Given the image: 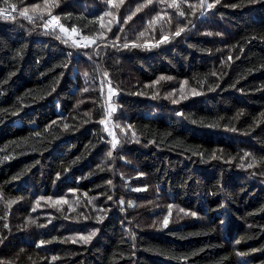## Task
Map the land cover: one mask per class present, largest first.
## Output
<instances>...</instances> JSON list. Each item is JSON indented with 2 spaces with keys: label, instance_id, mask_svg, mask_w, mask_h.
<instances>
[{
  "label": "trees",
  "instance_id": "trees-1",
  "mask_svg": "<svg viewBox=\"0 0 264 264\" xmlns=\"http://www.w3.org/2000/svg\"><path fill=\"white\" fill-rule=\"evenodd\" d=\"M177 2L0 0V264H264V0Z\"/></svg>",
  "mask_w": 264,
  "mask_h": 264
},
{
  "label": "snow or ice",
  "instance_id": "snow-or-ice-1",
  "mask_svg": "<svg viewBox=\"0 0 264 264\" xmlns=\"http://www.w3.org/2000/svg\"><path fill=\"white\" fill-rule=\"evenodd\" d=\"M152 2H153V0H146V3H144V4H138V5L136 6L135 10L132 11V12H131V13H130V14H129L124 20H123V23L126 24V23H127L129 20H131V19H132L137 13L141 12V11H142L145 7H147L148 5H151ZM184 2H185V4H187L188 8L192 9V13H191V14H192V15H195L197 9L201 10V14H203V11H204L205 9H206V10H209V11L212 10V9L215 7L216 4H219V3H220V0H212V2H208V0H199L198 4L188 3V0H184ZM124 3H125V0H119V5H123ZM107 4H108V7H109V8L118 7V5H117V3H116V0H107ZM47 5H48V0H45V7H47ZM168 6H169V7H172V8H175V9H179V8H180V5H179V3L177 2V0H171V3H170ZM38 8H40V5H38V4H37V5H34V10H35V9H38ZM3 14H4V13H3V10H0V15H3ZM165 14H166V13H165ZM176 14H177L180 18H185V17H186V13H185V11H183V10H179ZM19 15H20L21 17L27 19L29 22H32V21L34 20V17H33L32 15H29V14H28V9H27V8H25L23 11L19 12ZM49 15H50V13H49ZM103 15H104V16H111L112 13H111V12H104ZM40 18L42 19V17H40ZM158 18H161V17H160V13H157V16L154 17L153 20L149 21V25H148V26L151 27L152 24L155 23L156 19H158ZM101 19H103V17H101ZM50 22H57V17L52 16ZM46 23H48V22H46ZM117 23H118V24L120 23L119 19H117ZM189 23H190V21H189ZM102 27H103V25H102ZM186 28H187V25H185V26H183V27H178V28L172 33V36H173V37L180 36L184 31H186ZM60 30H61V32H65V33L68 32V29L63 28L62 26H61ZM71 31H72V33H76V29H75V28H72ZM108 31H111V28H109ZM119 31H123V26H122V25H121V27L119 28ZM161 31L163 32V28L161 29ZM206 35H212V33H206ZM217 35H219V33H217ZM142 36H144V32H140V33H139V37H142ZM139 37H138V38H139ZM58 38H59V37H58ZM85 39H87V38H85ZM119 40H120V37L117 35V36H116V41H119ZM167 42H169V36L166 35V34H162V35L160 36V39L156 42V44H155L154 46H159L161 43H167ZM73 43H74L75 45H79V41H74ZM90 43H95V41H94V40H93V41H90ZM84 46H87V45H84ZM113 46H116V47H118V48H119V47H123V48H125V49L129 48L130 46H131V47H141V45H140V44H137L136 42H131V43H129V42H125V43H123L122 45L114 44ZM69 55H71V53H69ZM228 59L231 60V56H229ZM213 75H215V73H213ZM170 79H172V78H171V77H164V76H162V77L159 78L158 81H156V83H159L160 81H163V80H170ZM185 83H187V82H185ZM84 91L87 92L88 89H85ZM113 94H115V89L112 88L111 83H110V81H109V100H111V96H112ZM196 94H199V93H196ZM172 95H174V93H170V94H169V96H172ZM153 98H155V96H153ZM183 98H186V97H181V99H183ZM172 102H173V103H179L180 101H179L178 99H174ZM115 111H116L115 108H112L111 106H109V113H108V115L111 116V114H112L113 112H115ZM86 115H87V114H86ZM177 115L183 116L184 113H182V112H177ZM262 115H264V114H262ZM100 123L104 124L105 121H104V120H101ZM67 127H68V126L65 125V128H67ZM117 127H119V126H117ZM129 128H131L130 125H129ZM231 131H236V129L233 128V129H231ZM125 135H127V133H125ZM132 135L134 136L135 133L133 132ZM136 142H139V141H136ZM118 144H119V140L116 139L115 136H114V137H113V141L111 142V148H112L113 150L116 149L117 146H118ZM112 154H113L112 151H109V152L107 153V155H108L109 158H111ZM194 154H195V153H194ZM249 156H251V154L246 152V153L244 154V156L241 157V159L248 158ZM212 158H217V157L215 156V154H213V157H212ZM241 166L243 167V165H241ZM254 166H256V165L253 164V163H249V164L247 165L248 168H252V167H254ZM57 178H59V174H57ZM108 183L111 184V181H108ZM133 190H134V191H137V192H140V191H145L146 188H136V189H133ZM44 199H45L44 197H40V200H44ZM108 199L111 200L112 197L109 196ZM47 200L51 201L52 198H51V197H48ZM60 202L67 203L66 200H63V201H57V203H60ZM119 203H120V205L122 206V210H123V205L125 204V202H124L123 200H120ZM36 204H37V206H39V200L36 201ZM128 206H129V207H132V206H134V205H132V203L129 202ZM172 207H173V205H168V210H169V211H168V214L165 215L164 218H163V220L161 221V226H162L163 228H167L168 225H169V222H170V219H169V218H170V216H171V214H172V213H171V209H172ZM33 210H35V209H33ZM101 211H103V209H101ZM179 211H180V212H183L185 215H192V216H195V215H196V213H188V212H185L184 209H180ZM103 219H104L103 216L98 217V222H102ZM31 223H35V220H32ZM155 226H156V225H155V223H154V224H153V227H155ZM5 227H7V225H5ZM95 235H96V231H93V232H91V233L88 234V235H81V236L79 237V239L82 240L85 244H87V243H88V242H89V241H90ZM0 242H2V241H0ZM73 242H76V241L74 240ZM45 243H46L45 241H40L39 244H37V247H42V246L45 245ZM236 243L238 244V243H240V241L237 240ZM237 254H238V255H241V256H243V255H247V253H237ZM52 259L55 260V259H57V257L54 256V257H52Z\"/></svg>",
  "mask_w": 264,
  "mask_h": 264
},
{
  "label": "rangeland",
  "instance_id": "rangeland-1",
  "mask_svg": "<svg viewBox=\"0 0 264 264\" xmlns=\"http://www.w3.org/2000/svg\"><path fill=\"white\" fill-rule=\"evenodd\" d=\"M3 13H4L3 14L4 16H8V14H9L7 12H3ZM74 34L77 35L76 33H70L69 37H68L72 42L75 41L74 38H73ZM78 37H80V36H78ZM81 38H83V37H81ZM88 43H90L89 40L87 41V43L85 45H87ZM79 46H82V45L79 44ZM103 92H104V94H105V96H106V98L108 100L107 109H108V112H109V106H111L112 108H115L111 104V100H109V85H103ZM112 96H111V99H112ZM147 117H150V118H152L154 120H159V118L156 116V114H150V115H147ZM110 122H111V118L109 116L108 119L105 121V123L103 125L106 126V128L108 129L107 124L110 123ZM109 133L112 134L111 130L109 131Z\"/></svg>",
  "mask_w": 264,
  "mask_h": 264
},
{
  "label": "built area",
  "instance_id": "built-area-1",
  "mask_svg": "<svg viewBox=\"0 0 264 264\" xmlns=\"http://www.w3.org/2000/svg\"><path fill=\"white\" fill-rule=\"evenodd\" d=\"M51 18L47 19L49 27L55 28L57 26V22H50ZM75 41H79L80 45H85L87 43V39L78 37L77 35L74 34L73 36Z\"/></svg>",
  "mask_w": 264,
  "mask_h": 264
}]
</instances>
